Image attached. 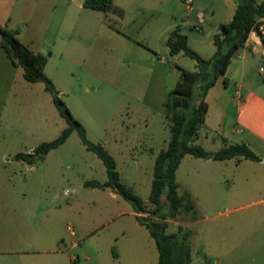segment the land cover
I'll use <instances>...</instances> for the list:
<instances>
[{
  "label": "rangeland",
  "instance_id": "1",
  "mask_svg": "<svg viewBox=\"0 0 264 264\" xmlns=\"http://www.w3.org/2000/svg\"><path fill=\"white\" fill-rule=\"evenodd\" d=\"M32 1H36L35 8L45 3V0ZM27 4L28 0H18L11 14L8 8L0 6V24L16 29L14 23L17 22L20 40L38 38V13L31 14L33 3ZM8 16L13 17L14 23H8ZM52 32L51 24L45 40H51ZM207 36L209 31H206ZM209 40V45L193 47L204 58L209 49L215 48L212 39ZM104 43L103 53L109 55L110 60L102 61L105 68L102 78L109 89L102 91L100 87L98 92L91 90L84 96L73 94L72 99L66 95V101L74 116H81V121L75 118L84 125L91 141L97 143L103 139L113 143L115 139L127 137L126 145L135 140L141 146L134 157L121 149L114 154L123 181L145 198L151 191L155 159L143 148L145 144L164 148L170 133L158 110L145 107L147 95L143 93L142 106L134 110L132 119L123 110L121 54H112V47L120 46ZM182 59L187 61L182 68L196 70V61L189 57ZM92 60L97 64V59ZM169 61L164 63L166 69H170ZM58 62L70 67L75 61ZM175 77L174 73L167 77L171 90L177 84L173 82ZM71 79L67 73L62 85L69 89ZM222 88L223 85L211 89L206 99L212 107L209 128L214 121L219 128L217 115ZM0 97L4 99L0 103V134L4 136V142L0 143V221L7 224L4 229L24 240L28 238L31 249L68 250V255L77 259L73 264H157L159 254L155 241L144 226L136 224L131 204L110 188L85 186L87 181L107 179V174L104 164L87 151L76 132L46 160L29 164L14 158L17 153H32L41 143L57 138L67 127L44 84L27 82L21 68L15 66L11 83ZM207 126L201 129L203 137L196 144L211 152L218 151L224 146L223 139ZM233 127L240 132L233 136L232 144L252 146L262 158L264 124L260 109H256L252 101L244 104L240 122L227 121L226 130L230 132ZM89 157H94L100 168L90 166ZM176 181L180 184V195L192 194L197 212L166 219V232H177L180 227L191 231V264H264V254L252 252L255 248H264V162L212 161L186 155ZM163 202L166 203L165 195ZM150 209L152 206L147 204V211ZM143 217L158 218L148 213ZM85 255L90 260H86ZM44 259L48 261L50 256Z\"/></svg>",
  "mask_w": 264,
  "mask_h": 264
},
{
  "label": "crops",
  "instance_id": "2",
  "mask_svg": "<svg viewBox=\"0 0 264 264\" xmlns=\"http://www.w3.org/2000/svg\"><path fill=\"white\" fill-rule=\"evenodd\" d=\"M260 1L257 0V2ZM16 2L18 0H0V6L8 8L11 14L15 9ZM29 3H33L31 14H34L35 11L38 13V21L36 22L38 23V38L36 39L34 36L27 40L21 38V41L34 52L43 56L48 55L44 72L52 79L66 104V95L72 99L73 94L84 96L89 95L91 90L98 92L100 87H102V91L109 89L108 83L102 78V72H105L102 61L104 58L107 61L110 60V56L103 53L106 45L104 41L112 42V44L115 43L120 46L116 48L113 44L112 54H121V101H123V110L132 119L135 116L134 110L138 108V105L142 106L143 93L147 95L145 107L158 110L168 131L164 103L172 85L167 83V77L168 74H176L173 82L176 81L177 83L179 73L177 70L166 69L164 63L170 59L168 63L183 67V63L187 62L182 59L186 57L183 54L175 56L169 54L166 42L170 33L178 29L187 36L188 43L192 48L194 46L203 47L204 44L209 45V39L211 38L213 41V36L218 33L219 26L229 22L239 6V0H193L191 8L186 6L184 0H114V5L123 11V16L120 17L115 13L105 14L85 8L83 6L84 0H45L44 4L36 8L34 6L36 1L28 0L27 5ZM27 11L26 7L25 12L27 13ZM200 14L203 15L202 23L199 22ZM7 21L11 24L13 17L8 16ZM259 21L264 25V17L259 18ZM51 24L53 25L52 38L45 40L46 32L49 31ZM14 25L17 29V22ZM206 31H209L207 37ZM19 34L21 35L20 30ZM215 51L216 48L209 49L205 59L211 58ZM94 58L97 59V64L93 63L92 59ZM66 59L75 62L70 67L58 62V60ZM14 67L15 65L5 52L0 55V94L11 83ZM67 73L72 78L69 89L62 85V79L66 78ZM225 77L228 79L226 86L224 84ZM225 77L221 76L215 86L211 88L215 90L223 85L219 91L221 96V105H219L220 109H218L217 115V121L220 120L219 128H216L215 121L210 128L207 126L212 114V107L207 100L209 110L203 127L207 126L210 131L215 132L217 137L232 144L233 136L240 131L233 127L228 132L226 130L227 121L233 119L236 123L240 122L244 104L252 101L256 109H260L264 124V45L256 32L249 35L245 47L233 57ZM3 101L4 99L0 97V103ZM132 103L137 104V107ZM69 109L74 115L71 107ZM75 117L81 121L79 114H75ZM144 119L148 120L147 118ZM123 124L125 125L126 121H123ZM201 129L197 141L203 137ZM204 136L208 138V132H205ZM0 138V143H3L4 136L0 134ZM70 138L71 136L63 145ZM126 141L128 138L124 137L123 140L115 139L113 143L103 139L98 140L97 143H101L114 158V151L119 152L120 149L131 157L136 156L140 152L141 146L135 140L130 145H126ZM168 142H165L164 148L167 147ZM120 143L122 144L121 147H119ZM248 147L253 152L257 151L252 146ZM164 148H155L151 144H145L143 150L153 155L155 159L156 155ZM56 150L49 152L45 160ZM259 159L260 161L256 162H264V156ZM89 162L91 163L90 166L100 168V163L94 157H89ZM117 170L121 175L118 164ZM121 179L123 181L122 176ZM107 180L108 177L103 181H96L105 183ZM113 196H116L115 193ZM148 197L143 199L147 201ZM132 215L136 218L137 214L133 212ZM136 224L142 226L138 221ZM6 226V223L0 221V264H73L77 260L68 255V250L61 248L58 250L31 249L28 238L24 240L23 237H18L13 231L4 229ZM252 252L264 254V248H255ZM46 255L50 256L48 261L44 259ZM85 259L90 260V257L85 255Z\"/></svg>",
  "mask_w": 264,
  "mask_h": 264
},
{
  "label": "trees",
  "instance_id": "3",
  "mask_svg": "<svg viewBox=\"0 0 264 264\" xmlns=\"http://www.w3.org/2000/svg\"><path fill=\"white\" fill-rule=\"evenodd\" d=\"M83 6L88 9L115 13L123 16V11L114 5V0H84ZM264 17V0H239V6L232 19L219 26V31L213 36L216 48L215 54L203 58L188 43L187 36L178 29L173 30L166 42L169 54L175 56L183 54L196 61L195 71H188L179 65L170 63V69L177 70L179 80L174 89L166 97L164 103L165 116L168 122L170 140L167 147L162 149L155 158L153 180L148 200L145 201L134 189L125 184L115 158L101 143L92 142L87 135L84 125L75 118L66 102L61 98L52 79L44 72L48 57L34 52L18 37V29H10L0 24V51H4L16 67H20L23 78L30 83H43L45 90L51 95L60 116L65 120L67 127L60 135L48 142L38 145L32 153H17L15 159L34 164L37 160H44L52 150L58 149L67 139L77 133L87 151L93 153L104 164L108 180L105 183L87 181L85 186L98 189H112L131 204L137 214V221L144 226L154 239L159 254L157 264H191L192 250L189 244L191 231H183L180 227L177 232L167 233L168 218L179 214L196 215V205L189 192L179 194V184L176 181V172L186 155L212 161H226L243 159L260 161L259 157L244 143L229 144L224 141V147L211 152L196 144L200 129L206 121L209 105L206 97L221 76H226L233 57L245 47L252 32L261 38L264 45V36L259 31L262 24L259 18ZM225 86L228 79H224ZM166 197V205L163 196ZM147 204L152 209L147 211ZM165 207L167 208L164 211ZM158 217L149 219L144 214ZM204 264H209L205 262Z\"/></svg>",
  "mask_w": 264,
  "mask_h": 264
},
{
  "label": "built area",
  "instance_id": "4",
  "mask_svg": "<svg viewBox=\"0 0 264 264\" xmlns=\"http://www.w3.org/2000/svg\"><path fill=\"white\" fill-rule=\"evenodd\" d=\"M184 2L186 4V6L189 7V8H191L193 6V0H184ZM202 21H203V15L200 14L199 15V22L202 23ZM259 31L264 36V25L261 24L259 26ZM68 229L72 230L71 227H69V226H68Z\"/></svg>",
  "mask_w": 264,
  "mask_h": 264
}]
</instances>
